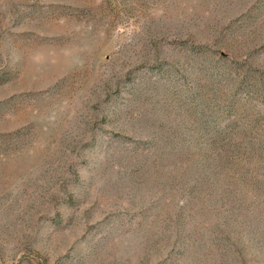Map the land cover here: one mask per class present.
<instances>
[{"label": "rangeland", "instance_id": "rangeland-1", "mask_svg": "<svg viewBox=\"0 0 264 264\" xmlns=\"http://www.w3.org/2000/svg\"><path fill=\"white\" fill-rule=\"evenodd\" d=\"M0 264H264V0H0Z\"/></svg>", "mask_w": 264, "mask_h": 264}]
</instances>
